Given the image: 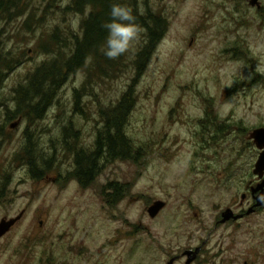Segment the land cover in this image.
<instances>
[{"label":"rangeland","instance_id":"1","mask_svg":"<svg viewBox=\"0 0 264 264\" xmlns=\"http://www.w3.org/2000/svg\"><path fill=\"white\" fill-rule=\"evenodd\" d=\"M249 2L139 0L142 9L169 23L142 75L136 76L133 64L144 44L141 33L119 76L96 79L83 90L85 72H78L43 118L33 121L11 112L16 90L50 58L38 51L41 35L58 25L70 40L80 35L81 17L64 13L68 0H57L56 9L31 0L34 31L25 27L30 15L0 22V222L25 213L0 239V264H168L196 239H206L232 197L229 178L238 180V169L258 160L250 134L264 128V0L260 10ZM38 23L44 26L35 31ZM132 84L137 102L127 133L141 155L135 163L105 164L96 183L83 189L70 178V149L94 151L100 112ZM210 107L221 130L202 124ZM109 184L122 189L116 203L109 191L104 195ZM158 201L166 207L152 219L148 210ZM258 222L255 237H242L231 263H223L222 229L214 234L210 248L219 264H252L249 252L257 248L264 264V213Z\"/></svg>","mask_w":264,"mask_h":264},{"label":"trees","instance_id":"2","mask_svg":"<svg viewBox=\"0 0 264 264\" xmlns=\"http://www.w3.org/2000/svg\"><path fill=\"white\" fill-rule=\"evenodd\" d=\"M48 7L57 8V0H40ZM136 16V23L143 35V47L137 53L133 61L136 76H141L156 53L158 46L165 38L168 30V20L149 9H142L139 0H126ZM31 0H0V22L13 20L12 17H23L30 15L25 27L34 31L32 20L36 10L30 11ZM112 0H68L64 13L80 16V35L69 38L61 34V29L55 25V29L49 36L41 35L38 51L50 58L39 65L29 74L26 85L16 90V108L11 112L14 116H26L31 121L43 118L52 102L55 100L59 90L67 80L78 72L84 71L86 77L85 88L92 87L96 79H110L119 76L128 67L127 53L116 60L107 59L100 51L105 32L101 23L107 19ZM262 14V13H260ZM43 23L35 25V31L42 28ZM29 31V30H28ZM11 61L7 67L8 71L14 69ZM1 66V60H0ZM1 69V67H0ZM89 89V88H88ZM81 93L76 92V107L79 106ZM136 93L134 85H130L122 98L112 107L100 112L103 126L98 132L95 149L89 153L84 150L70 149L74 155L75 169L70 178L76 181L81 188L89 189L99 178L105 164L113 162H136L141 149L138 150L130 140L127 128L129 119L136 106ZM212 106V105H211ZM11 114L6 113V119L10 120ZM204 127L217 128L219 117L214 107L208 108L206 117L202 121ZM2 127H0V150L5 140ZM76 139V138H75ZM33 144L28 139L25 152L27 156L32 155ZM25 158V156L23 157ZM20 160V158H19ZM31 167L34 159H28ZM34 168V167H33ZM46 171H41L42 179ZM121 188L117 184H109L104 187L110 193L107 196L110 202L116 203L120 199Z\"/></svg>","mask_w":264,"mask_h":264},{"label":"flooded vegetation","instance_id":"3","mask_svg":"<svg viewBox=\"0 0 264 264\" xmlns=\"http://www.w3.org/2000/svg\"><path fill=\"white\" fill-rule=\"evenodd\" d=\"M256 150L259 158L261 152L258 149ZM254 170L255 166L248 168L241 166L237 171L241 174L238 177V180H235L234 176H231L229 178L230 181L227 189L229 195H231L232 197L231 199H229V203L226 209L220 214V217L218 215L214 219L213 230H210L208 232L206 239H196L195 246L189 249H185L180 255L174 256L171 259L175 260L174 264L179 263L183 260H186L185 264H187L189 256L185 255V253H187L188 251H196L198 249H200V252L196 257V260L192 264H219V255H213L215 253L214 249L210 248L214 234L219 232V229H222L223 232L221 243L223 263H225L226 259L229 260V263H231V260L233 258H238L237 255H232L233 252H235L242 244L243 236L248 235L253 236V238L255 237L258 231L257 229L259 227L258 218L261 214L264 213V205L261 207H257L259 201L261 203L264 202V194L263 197L259 200L262 191H257L259 185L264 183V176L263 178L256 176L254 174ZM225 213L230 218L225 223H222L223 215ZM258 246L260 247L261 244H259ZM257 249L258 251L254 249L249 252V255L253 259L252 264H261L263 262L260 248ZM208 255H210L211 257H207Z\"/></svg>","mask_w":264,"mask_h":264},{"label":"clouds","instance_id":"4","mask_svg":"<svg viewBox=\"0 0 264 264\" xmlns=\"http://www.w3.org/2000/svg\"><path fill=\"white\" fill-rule=\"evenodd\" d=\"M101 28L105 37L100 51L109 60H116L129 53L140 34L136 16L126 0H112L107 19L101 23ZM257 70H260L259 67Z\"/></svg>","mask_w":264,"mask_h":264},{"label":"water","instance_id":"5","mask_svg":"<svg viewBox=\"0 0 264 264\" xmlns=\"http://www.w3.org/2000/svg\"><path fill=\"white\" fill-rule=\"evenodd\" d=\"M261 2L262 0H250V5L253 8H257L258 10L261 9ZM16 124L12 126V128H15ZM249 140H251L256 149H258L261 153L259 155V158L255 164V170L254 174L256 176H259L260 178H263L264 176V128L255 129L252 131V133L249 136ZM263 189H264V183L259 185L257 188V191H262L259 200L263 197ZM264 205V202L261 203L260 201L257 204V207H261ZM166 207V204L164 202L158 201L154 203L148 210V214L152 219H155L158 217V215L164 210ZM24 212L21 213L18 217L10 220H2L0 222V239L4 238L7 234H9L12 229L22 220L24 216ZM230 217L226 215V213L223 215L222 223H225ZM200 249L196 251H188L185 253V255L189 256L187 264H192L195 260L197 255L199 254ZM193 255V256H192ZM175 260H171L169 264H174Z\"/></svg>","mask_w":264,"mask_h":264}]
</instances>
